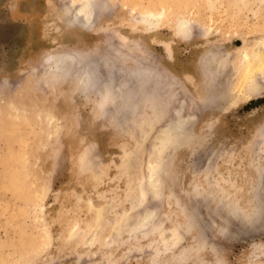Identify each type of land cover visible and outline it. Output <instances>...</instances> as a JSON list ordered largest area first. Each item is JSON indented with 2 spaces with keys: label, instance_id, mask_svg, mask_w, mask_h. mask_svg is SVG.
Here are the masks:
<instances>
[{
  "label": "rangeland",
  "instance_id": "rangeland-1",
  "mask_svg": "<svg viewBox=\"0 0 264 264\" xmlns=\"http://www.w3.org/2000/svg\"><path fill=\"white\" fill-rule=\"evenodd\" d=\"M91 1L0 0V264H264V0Z\"/></svg>",
  "mask_w": 264,
  "mask_h": 264
},
{
  "label": "bare ground",
  "instance_id": "bare-ground-1",
  "mask_svg": "<svg viewBox=\"0 0 264 264\" xmlns=\"http://www.w3.org/2000/svg\"><path fill=\"white\" fill-rule=\"evenodd\" d=\"M93 10H94V4H93V2L91 1V0H84V2L82 3V7L81 8H78L77 7V15H78V13L80 14V16H81V18H76V17H74L72 20H70L69 21V23L72 25V26H74V25H77V23H79V25H81V26H84V27H89L90 25H91V23H92V18H93ZM74 13V12H73ZM147 20H149V19H147ZM260 47H261V49H263L264 50V41L262 42V44H260ZM79 62V57L76 55V53L75 52H73V51H69V52H62V53H59V54H57V55H55V54H53V53H46L44 56H43V61H42V64H44L45 65V67H46V71H45V76H47V75H50V74H52L53 76V79H57V77L59 76V74L61 73V72H66V75H69V73H70V71H69V68L72 66V65H74V64H79L78 63ZM81 62H83V61H80V65H85V63L84 64H82ZM88 63H90V62H88ZM80 65H78V66H80ZM91 66H92V64H90ZM111 66H112V64H110ZM110 66V67H111ZM74 67V66H73ZM81 67V66H80ZM116 67V66H115ZM114 67V68H115ZM75 68V67H74ZM82 68V67H81ZM99 68V67H98ZM78 69H79V67H78ZM94 69V68H93ZM95 69H96V67H95ZM112 69V68H111ZM116 69V68H115ZM81 70V69H80ZM139 70V69H138ZM146 70V69H145ZM74 71V70H73ZM99 71V70H98ZM105 71V70H104ZM131 72H132V70H130ZM135 71V70H134ZM139 71H141V70H139ZM147 71V70H146ZM138 72V71H137ZM136 72V73H137ZM145 72V71H144ZM149 72H151V71H149ZM130 73V72H129ZM146 73V72H145ZM76 74V73H75ZM108 74V73H107ZM118 74V73H117ZM131 74H135V72L134 73H131ZM151 74V73H150ZM214 74V73H213ZM113 75L115 76V73H113ZM130 75V74H129ZM128 75V76H129ZM136 75V74H135ZM108 76V75H107ZM142 76V75H141ZM140 76V77H141ZM96 77V74H95V72L92 70V68H90L89 66H86L85 65V67H83V69H82V71H81V73H80V79H79V84L82 86V88L84 89V91H92V90H97V91H101V87L103 86V84L102 83H99V81L97 80V78H95ZM149 77V76H148ZM120 79V78H119ZM119 79H117V80H119ZM146 79H149V78H145V80ZM107 79H105V81H106ZM116 80V79H115ZM120 81H121V79H120ZM126 81V80H125ZM130 81V80H129ZM129 81H127L128 83H129ZM137 81H138V79H137ZM118 82V81H117ZM124 82V81H123ZM126 82V83H127ZM134 82V81H133ZM125 83V82H124ZM104 87H105V96H104V100H115V99H117V98H121V99H123V100H132V102H134L133 101V97L131 96L132 94L131 93H129L128 95H127V93H126V95L124 96V97H120V96H117V94H116V85L114 84V86H116V87H114L113 86V80L112 79H110L109 78V80L105 83L104 82ZM127 85V84H126ZM144 85V83H142V86ZM146 85H148V84H146ZM123 86V85H122ZM121 87V86H120ZM150 87H151V85H150ZM119 88V87H118ZM117 88V89H118ZM142 88V87H141ZM152 89V88H151ZM121 94V93H120ZM131 94V95H130ZM134 94V93H133ZM151 94V93H150ZM149 94V95H150ZM123 95V94H122ZM142 95V94H141ZM137 99V98H136ZM216 99V98H215ZM135 100V99H134ZM139 102V101H138ZM127 107H129V105H127ZM133 107H135V106H133ZM119 109V108H118ZM131 112H133V111H131ZM188 121V119H181V118H178L177 120H176V122L174 123V124H170V125H168L167 127H166V131H164L163 133L164 134H166V135H168L169 133H171V132H174V131H179V132H181V131H183V130H185V125H187V121ZM191 120V119H190ZM191 124V123H190ZM191 128V127H190ZM263 129H264V127H262ZM188 130V129H187ZM258 131H260L259 129H258ZM186 132V131H185ZM261 132V131H260ZM175 133V132H174ZM259 133V132H258ZM186 134V133H185ZM188 135H189V133H188ZM187 135V136H188ZM174 136V135H173ZM264 136V135H263ZM263 139V138H262ZM240 143V142H239ZM160 159V158H159ZM162 160V159H161ZM226 162V161H225ZM161 163V162H160ZM159 163V164H160ZM212 163V162H211ZM224 163V162H223ZM156 164V163H155ZM260 165H261V163H259ZM213 165V164H212ZM262 166V165H261ZM260 166V167H261ZM216 167H217V165H216ZM211 168L212 167H209L207 170H206V172H205V174H206V180L207 181H209L210 182V185L212 186L213 185V182L210 180V178L208 177V172H210V170H211ZM161 169H160V165H156V166H154V168H152V171H151V174H150V178L148 179L149 180V182H150V184L156 189H154V191H155V193L156 194H159L160 192H158V187L160 186L161 187V178H162V175H161ZM165 171V170H164ZM208 171V172H207ZM260 171V170H259ZM263 171V170H262ZM165 173V172H164ZM261 173V172H260ZM252 174V173H251ZM250 174V175H251ZM178 176V175H177ZM258 177H257V179L256 180H254L255 182H254V184H253V187L251 188V189H253L254 190V192H252V193H250L246 198H245V200H244V202H243V204L241 203H237V201H236V198L234 199V196L231 194H223V196H225L226 198H228V199H231V201L232 202H234V204L233 205H231V204H229V206L231 205L233 208H232V210H233V212H234V214L236 215V217L238 216H240V217H242L241 216V214H240V212L242 211H247V209L248 208H250L252 205H253V203H255L256 204V202H258V203H260V197H262L263 196V194H264V186H262V180H263V176H262V173L260 174V175H257ZM227 178H228V176H226ZM161 181V182H160ZM250 183V182H249ZM149 184V185H150ZM159 187V188H160ZM160 190V189H159ZM215 194V193H214ZM217 194V193H216ZM222 194H220L219 195V199L222 197ZM213 196V195H212ZM211 196V197H212ZM160 197V196H159ZM178 197V196H177ZM214 197V196H213ZM179 198V197H178ZM216 198H217V196H216ZM181 200V199H180ZM185 200H181V206H184L187 202H184ZM217 201V200H216ZM225 202H226V200H225ZM224 202V203H225ZM229 202V201H228ZM227 202V203H228ZM262 203H263V201H262ZM260 205V208H261V203L259 204ZM254 206V205H253ZM263 206V205H262ZM254 207H256V206H254ZM257 208V207H256ZM157 209V208H156ZM186 210V209H185ZM255 210V209H254ZM261 210H263V209H261ZM150 211V210H149ZM256 211V210H255ZM254 211V212H255ZM264 211V210H263ZM228 212H229V210H228ZM249 212V211H248ZM258 212H260V211H258ZM262 212V211H261ZM260 212V213H261ZM249 213H251V212H249ZM253 213V212H252ZM153 210L152 211H150V212H147L146 214H144V215H142L143 217V219L142 220H149L150 221V219L152 218V216H153ZM192 216H194V217H196L197 215H198V213L197 212H191L190 213ZM259 214V213H258ZM231 215V214H230ZM259 216H260V214H259ZM258 216V217H259ZM204 217V216H203ZM202 217V218H203ZM228 217V216H227ZM232 217V216H231ZM253 217V216H252ZM255 217V216H254ZM263 217V216H262ZM216 218V217H215ZM141 219V218H140ZM227 219V218H226ZM225 219V220H226ZM233 219H234V217H233ZM243 219V218H242ZM249 219V218H248ZM258 219V218H257ZM141 220V221H142ZM153 220V219H152ZM228 220V219H227ZM236 220V219H235ZM140 221V222H141ZM190 221H192V220H190ZM244 221V220H243ZM252 221V220H251ZM143 222V221H142ZM229 222V221H228ZM236 222V221H235ZM253 222V221H252ZM259 222V221H258ZM189 223V222H188ZM194 223V222H193ZM192 223V224H193ZM209 224V223H208ZM223 224H225V223H223ZM252 224V223H251ZM200 225V224H199ZM202 226H203V224H202ZM205 226H207V225H205ZM209 226V225H208ZM219 226V225H218ZM194 227V226H193ZM211 227V226H210ZM227 227V226H226ZM225 227V228H226ZM222 230V229H221ZM226 230V229H225ZM226 232V231H225ZM232 234V233H231ZM230 235V234H229ZM176 236V235H175ZM180 240V239H179ZM202 240V239H201ZM190 241V240H189ZM255 250V249H254ZM175 256H177V255H175ZM180 257V256H179ZM174 259H176L175 257L174 258H172V259H170V260H174ZM159 263V262H158Z\"/></svg>",
  "mask_w": 264,
  "mask_h": 264
}]
</instances>
